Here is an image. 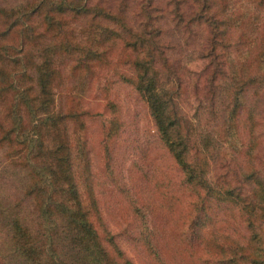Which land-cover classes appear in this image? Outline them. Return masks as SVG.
<instances>
[{
  "label": "trees",
  "instance_id": "obj_1",
  "mask_svg": "<svg viewBox=\"0 0 264 264\" xmlns=\"http://www.w3.org/2000/svg\"><path fill=\"white\" fill-rule=\"evenodd\" d=\"M116 83L176 177L123 174ZM263 138L264 0H0V264H132L104 212L147 264H264Z\"/></svg>",
  "mask_w": 264,
  "mask_h": 264
},
{
  "label": "rangeland",
  "instance_id": "obj_2",
  "mask_svg": "<svg viewBox=\"0 0 264 264\" xmlns=\"http://www.w3.org/2000/svg\"><path fill=\"white\" fill-rule=\"evenodd\" d=\"M109 96L114 97L121 108L122 115L126 119V122L131 123V125H128V132L130 134V137L134 139L135 144L137 143L139 145L138 153L129 152L125 154L121 168L123 174H126V171L131 168L130 162H134L136 166L132 167H141L142 169H145L148 174L153 173L151 172V168H154L159 172L166 171L167 173H170L176 177L177 171L174 164L158 141L156 133L154 131V127L147 117L144 106L137 98V96L133 93L131 88L126 84L116 83L113 85ZM92 97H94L93 92H91L87 97L84 98V106L90 108L93 113H101L102 110L100 102H98L96 98ZM94 132L95 125L91 124L87 134L89 142L93 141ZM135 175H137V173H135ZM141 184L145 185L143 182H141ZM146 187L147 185H145V188ZM146 200L150 201V198L146 197ZM151 200L154 203V199ZM110 206L113 208V212H115V214L113 215L117 216L119 210H117L116 207L118 206V204L112 201L110 202ZM103 215L105 220L107 221L108 229L115 233L114 235L120 249L123 251L124 255L132 262V264H147L146 257H143L140 253L133 251L132 247L121 237V233L117 228L118 226H115L111 219H109L108 214L104 212ZM147 218L148 225L154 228L156 231H159L160 244L164 245V248L162 249L167 255V260H170L171 262L176 261V259L173 258V236L176 235V231L173 232L171 237L167 235V226L163 222L158 211H154V213ZM117 220L122 221L121 218ZM127 225H129V221Z\"/></svg>",
  "mask_w": 264,
  "mask_h": 264
}]
</instances>
